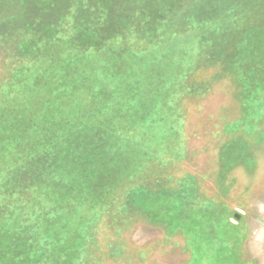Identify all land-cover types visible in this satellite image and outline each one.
Listing matches in <instances>:
<instances>
[{
  "label": "rangeland",
  "instance_id": "374dc122",
  "mask_svg": "<svg viewBox=\"0 0 264 264\" xmlns=\"http://www.w3.org/2000/svg\"><path fill=\"white\" fill-rule=\"evenodd\" d=\"M0 256L264 264V0H0Z\"/></svg>",
  "mask_w": 264,
  "mask_h": 264
},
{
  "label": "trees",
  "instance_id": "16d2710c",
  "mask_svg": "<svg viewBox=\"0 0 264 264\" xmlns=\"http://www.w3.org/2000/svg\"><path fill=\"white\" fill-rule=\"evenodd\" d=\"M1 260H3V262H1L0 264H3V263H5V257H1V256H0V261H1ZM8 264H10V262H9V261H8Z\"/></svg>",
  "mask_w": 264,
  "mask_h": 264
}]
</instances>
